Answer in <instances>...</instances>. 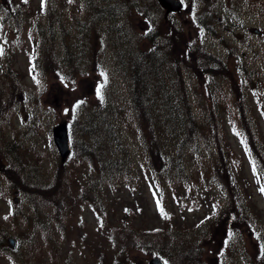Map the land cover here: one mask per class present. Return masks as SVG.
<instances>
[{
  "label": "rangeland",
  "instance_id": "rangeland-1",
  "mask_svg": "<svg viewBox=\"0 0 264 264\" xmlns=\"http://www.w3.org/2000/svg\"><path fill=\"white\" fill-rule=\"evenodd\" d=\"M101 6L107 14L98 17ZM152 18L155 32L177 26L223 64L215 76L182 68L197 128L182 141L167 140L165 170L146 152L122 65L126 48L149 46L144 34ZM239 105L257 158L240 128ZM209 108L230 149L223 167ZM63 120L77 141L79 125L87 128L84 142L98 160H60L52 128ZM60 167L68 178L61 193L70 202L35 194V207L28 189L47 186ZM261 186L264 0H183L167 19L155 0H45L43 10L41 0H0V264H28L23 244L32 237L39 245L33 264H147L155 251L170 264H187L177 256L183 245L201 248L206 264H264ZM152 228H168L167 240L149 244L130 233ZM4 230L15 248L1 239ZM229 231L234 236L225 245Z\"/></svg>",
  "mask_w": 264,
  "mask_h": 264
},
{
  "label": "trees",
  "instance_id": "trees-1",
  "mask_svg": "<svg viewBox=\"0 0 264 264\" xmlns=\"http://www.w3.org/2000/svg\"><path fill=\"white\" fill-rule=\"evenodd\" d=\"M102 6L98 9L99 13H104ZM123 39L126 34L121 36ZM128 39V38H127ZM126 39V41H127ZM144 40L149 46H142L137 43L126 48L123 54L128 60L127 68L131 79L130 101L135 122L141 131L144 146L148 155L159 162L161 168H165L166 156L171 157L172 149L167 144V140L174 141L180 139L187 133L193 134L197 128L194 117L188 88L183 83L181 68L187 67L194 69L196 73L215 76L223 71L222 61L214 54L199 49L195 44H189L186 38L178 31V27H172L168 33L158 30L144 35ZM126 41L125 44H126ZM219 65V73L214 72L212 65ZM223 65V64H222ZM238 119L242 126L246 140L251 151L256 156L259 145L256 143L250 122L246 117L245 111L239 105ZM211 136L219 157V166L223 167L230 149L226 144V137L222 126L213 117V109L209 108ZM74 130V126L71 127ZM87 128L79 125L77 134L80 141H77L74 134H71L72 154L76 157L87 158L92 162L98 160L99 154L84 142ZM182 142H179L175 150L181 152ZM257 158V156H256ZM165 170V169H164ZM7 176L14 178V173L6 169L2 170ZM67 175L58 168L52 180L47 186H34L31 191L55 202H61L66 206L70 199L65 193H61L68 185ZM25 186V185H24ZM30 188L28 189L30 191ZM34 201V200H33ZM133 239H139V235L144 236V240L149 244L155 243L158 239L165 241L170 234L168 228L144 229V232L137 234L134 230L130 231ZM9 235L5 230L1 234V239ZM152 241V242H150ZM1 243V241H0ZM35 237L26 240L23 244V258L28 264H33L32 255L38 249ZM185 249L179 248L177 256L179 260H186L187 264H205L201 257V248L183 245ZM156 252V251H155ZM167 260L169 259L163 252H156ZM187 254V256H186Z\"/></svg>",
  "mask_w": 264,
  "mask_h": 264
},
{
  "label": "water",
  "instance_id": "water-1",
  "mask_svg": "<svg viewBox=\"0 0 264 264\" xmlns=\"http://www.w3.org/2000/svg\"><path fill=\"white\" fill-rule=\"evenodd\" d=\"M166 9V12L178 10L181 6V0H158ZM54 142L59 151L61 160L63 161L70 152V144L67 135L66 123H59L53 128ZM11 245H14L12 239H9ZM148 264H164L158 256L149 259Z\"/></svg>",
  "mask_w": 264,
  "mask_h": 264
},
{
  "label": "snow or ice",
  "instance_id": "snow-or-ice-1",
  "mask_svg": "<svg viewBox=\"0 0 264 264\" xmlns=\"http://www.w3.org/2000/svg\"><path fill=\"white\" fill-rule=\"evenodd\" d=\"M25 2H27V0H25ZM69 2H71V0H69ZM44 3H45V0H41V9H42V10H43V7H44ZM148 31H151V29L149 28ZM145 34H147V32H146ZM101 75H104V74L101 73ZM61 79L63 80L64 78L62 77ZM66 86H67V85H66ZM101 89H102V85H97V88H96V94H97L98 97L101 96ZM83 103H84L83 100H79V101H77V102L73 105V108H72L73 113H74V112L76 111V109H77L80 105H82ZM65 111H68V110L65 109ZM254 171H255V167H254ZM259 191L261 192V194H264V186H261V187L259 188ZM157 204H158V208H159V207H160V205H159V201L157 202ZM160 210L162 211V209H160ZM206 219H208V218H206ZM202 223H203V221H202ZM233 236H234V234H233L231 231H229V232H228L227 239H225V241H224V244L227 245L228 242H229V240H231V239L233 238ZM261 252H262V254H264V245L261 246ZM221 254H222V252H221ZM165 264H167V262H165Z\"/></svg>",
  "mask_w": 264,
  "mask_h": 264
}]
</instances>
